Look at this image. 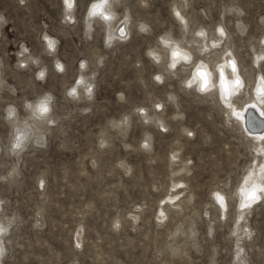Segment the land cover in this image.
Returning <instances> with one entry per match:
<instances>
[{
	"label": "rangeland",
	"instance_id": "1",
	"mask_svg": "<svg viewBox=\"0 0 264 264\" xmlns=\"http://www.w3.org/2000/svg\"><path fill=\"white\" fill-rule=\"evenodd\" d=\"M93 1L74 0L68 19L64 0H0V219H15L3 264H233L238 236H245L239 243L248 264H264V202L254 203L242 226L235 200L228 197L223 211L215 199V193L237 189L252 162L251 148L225 122L221 101L186 85L187 68L167 67L159 38L181 37L172 6L184 1L116 2L119 16L130 15L124 39L108 35L97 17L88 32L84 14ZM186 4L182 10L193 31L186 35L198 36L204 27L215 32L222 23L235 54L253 64L252 48L264 46V0ZM239 15L242 33L235 24ZM45 33L54 40L53 52ZM152 49L161 51L159 60ZM259 67L264 75V59ZM81 72L91 75V99L89 93L80 100L69 95ZM45 93L54 97V121L42 133L43 146L32 142L42 135L36 134L17 157L10 152L13 125L5 110L15 106L25 120V102ZM143 107L151 120L143 118ZM143 134L151 136L149 149ZM178 145L191 169L174 177L187 180L193 197L179 212L169 208L168 219L158 224L159 203L178 189L170 168L181 169V163H169Z\"/></svg>",
	"mask_w": 264,
	"mask_h": 264
},
{
	"label": "bare ground",
	"instance_id": "2",
	"mask_svg": "<svg viewBox=\"0 0 264 264\" xmlns=\"http://www.w3.org/2000/svg\"><path fill=\"white\" fill-rule=\"evenodd\" d=\"M120 1L123 2L125 0L93 1L84 14V20L87 25L88 32L91 29V22L97 17V19H100L104 22L105 31L108 35H111L113 38H126L129 33L130 15L129 11L127 10L125 12V15L122 14L121 16H119V13L116 11L115 5L116 2ZM183 1V6H185L187 0ZM97 3L98 7L96 6ZM64 4L66 8L64 9L66 10V17L68 19H72L74 0H64ZM69 4L71 5V7H69ZM183 6L180 2L172 6L174 14L173 16H175L179 20L182 34L181 37L176 38L173 37L170 33H162L163 35H161V38H159L164 44V47L162 48L167 49V67H171L172 71L174 72L179 69H184L185 72V68H187L188 74L187 78L185 79L186 85L195 88L198 93L203 94V96L205 97H209L213 100L216 97L219 101H221L223 105L222 110L227 114L225 115L228 118L226 119L228 121L225 120V122H228L235 131L244 136L246 138L247 145L251 148L250 153L252 154L251 157H253L252 162L249 163L248 169L242 174V178L237 189L235 191H232L228 195L215 193V199L218 201V204L223 211L228 205V197L235 200V216L239 221L241 220V222H243V224L241 223L242 226H246V224L244 223L246 222L245 220H247V213H249L254 207V203H257L258 201L264 202V75L261 71V68L259 67L260 63L264 59V46H261L258 49L252 48L251 60L253 61V64H243L242 60L239 59L238 54H235V52L232 50V42L228 36V34L231 33L227 34V30L225 26L222 25V23L217 26L215 32H208L207 29L203 26L204 28L197 29L199 34H197L198 36H195V33H192L190 36L186 35V33L189 34L193 31L190 30L191 27H189L188 17L184 13L185 11L182 10ZM242 22L243 21L239 15L236 18L235 24L239 32L241 33L244 31L242 29ZM262 23L264 24V17L262 18ZM139 25L142 29H146L147 27V25L143 22H140ZM43 38H45L47 44L48 40L53 41V49L51 50L53 52L55 49L54 40L47 33L44 34ZM107 41L109 42L111 40ZM262 41L264 42V36ZM158 46H161V44ZM150 52L151 55L153 54V57L155 56V58L159 60L161 54L160 50L152 49ZM150 52L148 51V53ZM56 64L61 65L58 59L56 61ZM82 66H85L84 62L82 63ZM249 66L250 72H248ZM167 67L163 64L164 69H166ZM41 71L44 70H40V72ZM160 75H158L159 78ZM237 80H239V83H237ZM92 86L91 75L90 78H88L87 74L85 75L81 72L79 75L78 83H75L74 87H72L69 92L75 89L76 95L73 96V98L77 97L76 99L80 100L79 98L83 97L82 93H89V95L92 94ZM159 106L160 103H158V107ZM144 107L140 109L144 113L143 118H146V120H151L152 115L146 112V108ZM29 115L30 113L28 112V116L25 117V119H27ZM154 116L155 115L153 114V117ZM177 116H181V113L178 112ZM158 118L160 120V116ZM126 120L129 121V119ZM161 120L160 124L165 127V122L162 123ZM51 121H54V116H52L51 113L48 115V117L41 120L30 121L29 123L33 125L32 137H34L36 134H42L43 131L47 129L46 124ZM123 121L125 120H122V122ZM233 121L235 122L236 126H233ZM157 123H159V121ZM181 130H183V132L185 131L186 134L191 131V129L185 126H182ZM142 136L144 137V134ZM105 138L102 137V139ZM150 139V134L149 136L147 135V137L144 139L147 146L146 149H149L150 144H152L150 143ZM180 148V145L175 147V149H173L170 153L169 159L170 166L171 163L176 161V159H179L181 163V169H175L172 166L170 168V180L171 182L176 183L175 187H178V189L167 194V201H164L162 204L159 203L158 208L156 209L157 211H155L157 214H155L157 220H160L157 221V223L159 222L160 224L164 223L168 219L169 208H172L175 211L179 212L184 209L186 202L191 201L193 197L192 190L189 189L187 180L174 177L175 174H177L180 170L190 172L191 169L188 166L187 160L179 158ZM124 167L128 168L129 166L124 165ZM131 216L132 218L136 219L137 213H132ZM0 221L4 220L0 219ZM236 226L232 229V232L235 231L236 233ZM176 230L177 233L178 231H181L186 234V231L183 229ZM239 234H241V232ZM8 238L9 235L5 237V240ZM236 241H240L239 236L237 237ZM242 245L243 244L239 243V246Z\"/></svg>",
	"mask_w": 264,
	"mask_h": 264
},
{
	"label": "clouds",
	"instance_id": "3",
	"mask_svg": "<svg viewBox=\"0 0 264 264\" xmlns=\"http://www.w3.org/2000/svg\"><path fill=\"white\" fill-rule=\"evenodd\" d=\"M71 7V6H69ZM0 23H5L4 17L0 16ZM49 47L53 46V41L48 40ZM24 51L26 52L27 49L25 48ZM58 68L61 66L58 64ZM61 70H63L61 68ZM44 72L41 71L38 74V79L44 78ZM159 79V77H157ZM237 83H239V80H237ZM90 91V90H89ZM69 95L75 96L76 90L73 89ZM123 99V97H120ZM89 99H91V95H89ZM54 100V97L49 94L45 93L43 97L37 99L35 102L26 101L24 104V108L27 112L30 113L29 117L25 120H20L17 115V109L15 106L9 105L6 108V119L12 122V140H11V147L10 152L13 155H19L22 153L28 142L32 140V133H33V125L30 124V121H38L43 118L48 117V115L51 113L52 108V102ZM44 140V136L41 135L39 139L33 140L32 142L38 146H43L41 143ZM146 146V145H145ZM101 147H104V144L101 143ZM16 171V169H13L8 173V176L11 177L13 173ZM0 179H3L0 177ZM39 215V213H37ZM15 223L14 218H8L4 221H0V264H3V259L7 255L8 249L6 247V240L5 237L9 235V232ZM39 227V224L36 225ZM115 227H119V223L117 222ZM245 236H241L240 239H244ZM247 238L250 239V236H247ZM238 250L234 256L233 264H248V259L246 256V253L244 252V249L239 246V241L237 242Z\"/></svg>",
	"mask_w": 264,
	"mask_h": 264
},
{
	"label": "snow or ice",
	"instance_id": "4",
	"mask_svg": "<svg viewBox=\"0 0 264 264\" xmlns=\"http://www.w3.org/2000/svg\"><path fill=\"white\" fill-rule=\"evenodd\" d=\"M69 6H71L70 4H69ZM158 79V78H157Z\"/></svg>",
	"mask_w": 264,
	"mask_h": 264
}]
</instances>
